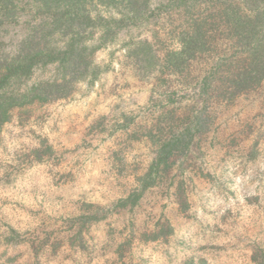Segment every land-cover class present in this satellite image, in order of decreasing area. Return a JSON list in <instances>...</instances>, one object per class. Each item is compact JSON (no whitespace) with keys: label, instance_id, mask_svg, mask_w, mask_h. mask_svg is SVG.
<instances>
[{"label":"rangeland","instance_id":"obj_1","mask_svg":"<svg viewBox=\"0 0 264 264\" xmlns=\"http://www.w3.org/2000/svg\"><path fill=\"white\" fill-rule=\"evenodd\" d=\"M166 18L98 50L95 81L13 110L0 127V264H256L264 254V81L205 102L197 77L164 67L174 42ZM211 65L194 64L199 80ZM197 116L185 154L121 205L162 143Z\"/></svg>","mask_w":264,"mask_h":264},{"label":"trees","instance_id":"obj_2","mask_svg":"<svg viewBox=\"0 0 264 264\" xmlns=\"http://www.w3.org/2000/svg\"><path fill=\"white\" fill-rule=\"evenodd\" d=\"M152 1L0 0V127L13 110L65 100L79 83L95 81L96 52L123 30L152 24L157 14L174 28L164 67L174 76L197 77L190 84L205 102L214 95L235 98L264 81V0ZM222 45L231 56L219 50ZM204 58L212 65L199 80L194 64ZM51 67L53 77L34 79ZM191 122L162 143L141 189L121 205L137 203L153 185V173L166 171L175 154H185L203 119ZM254 262L264 264V254Z\"/></svg>","mask_w":264,"mask_h":264}]
</instances>
